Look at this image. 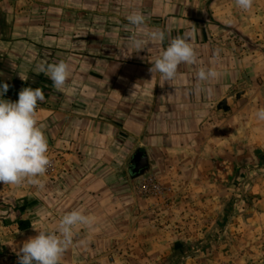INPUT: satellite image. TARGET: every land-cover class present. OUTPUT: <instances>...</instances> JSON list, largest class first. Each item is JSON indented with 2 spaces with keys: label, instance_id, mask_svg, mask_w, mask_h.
<instances>
[{
  "label": "crops",
  "instance_id": "0c3cea01",
  "mask_svg": "<svg viewBox=\"0 0 264 264\" xmlns=\"http://www.w3.org/2000/svg\"><path fill=\"white\" fill-rule=\"evenodd\" d=\"M133 11L145 15L143 30L129 25ZM145 30L164 31L166 39L151 40ZM178 35L189 37L197 64H181L172 81L152 76L151 62ZM133 36L146 41L145 49L136 52ZM60 60L71 76L62 90H51L47 105L38 102L37 119L50 159H64L39 177L43 188L0 183V264H18L16 252L37 235L34 228L55 230L72 210H82L93 226L74 228L60 264H102L104 252L116 251L120 199L105 174L118 182L121 142L127 156L140 152L149 168L159 156L169 174L179 170L183 152H232L233 139L245 136L233 137L232 128L264 125L256 117L264 108V0H254L250 11L235 0H0V85H9L2 98L17 101L26 87L21 77L30 81L39 63ZM201 67L218 77L199 82ZM249 112L255 116L248 119ZM73 140L95 142L77 152L89 158L84 165L67 160Z\"/></svg>",
  "mask_w": 264,
  "mask_h": 264
},
{
  "label": "rangeland",
  "instance_id": "374dc122",
  "mask_svg": "<svg viewBox=\"0 0 264 264\" xmlns=\"http://www.w3.org/2000/svg\"><path fill=\"white\" fill-rule=\"evenodd\" d=\"M34 75L26 78V87L41 88L47 105L54 96L52 81L43 73ZM250 115L245 116H255ZM239 126L232 128L233 137L238 131L245 136L233 139L232 152H183L179 170L169 174L159 156L154 169L138 167L145 162L140 152L127 156L123 147L127 150L128 144L121 142L114 157L120 165L119 183L110 172L105 174L120 199L116 208L121 222L112 236L116 251L104 252L102 264H264V125ZM100 144L110 149L115 145ZM94 145L71 141L69 164L89 162L77 152ZM62 159L56 154L51 166L58 167Z\"/></svg>",
  "mask_w": 264,
  "mask_h": 264
},
{
  "label": "clouds",
  "instance_id": "9594fccd",
  "mask_svg": "<svg viewBox=\"0 0 264 264\" xmlns=\"http://www.w3.org/2000/svg\"><path fill=\"white\" fill-rule=\"evenodd\" d=\"M254 0H235V5L250 11ZM130 26L144 29L146 17L139 11H133L126 17ZM144 34L151 40L163 42L166 39L164 31H146ZM132 46L136 52L145 49L146 41L133 36ZM220 50L214 52L219 56ZM198 53L190 43L189 37L176 36L171 38L166 49L151 62L149 72L161 75L164 81H172L177 77L181 64L195 65ZM38 74L43 73L52 81L53 89L60 91L71 76V66L65 60L53 63H42L38 66ZM218 77L216 70L201 67L196 73L199 82H208ZM21 79L26 80L21 77ZM9 85H0V183L10 185L28 184L44 187L39 177L49 170L52 161L48 155V139L43 131V125L37 119L38 102L45 100L41 88L25 87L18 94V100L12 102L2 97L8 91ZM256 117L264 121V108L257 111ZM84 226L91 228L93 220L82 210H72L64 214L55 230H34L37 235L29 237L16 252L18 264H60V261L73 243L74 228Z\"/></svg>",
  "mask_w": 264,
  "mask_h": 264
},
{
  "label": "water",
  "instance_id": "95a60500",
  "mask_svg": "<svg viewBox=\"0 0 264 264\" xmlns=\"http://www.w3.org/2000/svg\"><path fill=\"white\" fill-rule=\"evenodd\" d=\"M146 166H147L146 163L143 162L142 165H139L138 167H146Z\"/></svg>",
  "mask_w": 264,
  "mask_h": 264
}]
</instances>
